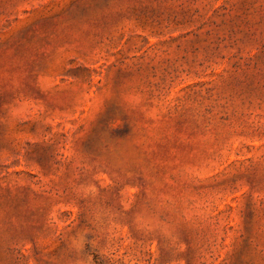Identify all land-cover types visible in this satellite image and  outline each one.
Masks as SVG:
<instances>
[{"label": "rangeland", "instance_id": "374dc122", "mask_svg": "<svg viewBox=\"0 0 264 264\" xmlns=\"http://www.w3.org/2000/svg\"><path fill=\"white\" fill-rule=\"evenodd\" d=\"M0 264H264V0H0Z\"/></svg>", "mask_w": 264, "mask_h": 264}]
</instances>
